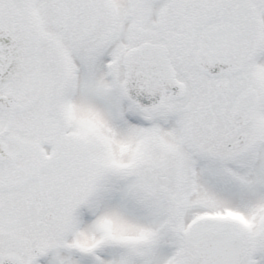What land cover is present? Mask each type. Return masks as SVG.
<instances>
[{
	"label": "snow or ice",
	"instance_id": "1",
	"mask_svg": "<svg viewBox=\"0 0 264 264\" xmlns=\"http://www.w3.org/2000/svg\"><path fill=\"white\" fill-rule=\"evenodd\" d=\"M0 264H264V0H0Z\"/></svg>",
	"mask_w": 264,
	"mask_h": 264
}]
</instances>
